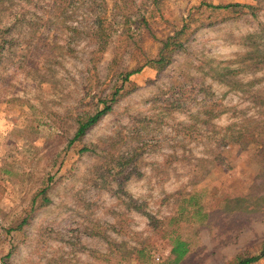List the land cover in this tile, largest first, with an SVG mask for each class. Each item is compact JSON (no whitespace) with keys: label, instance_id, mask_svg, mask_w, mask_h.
<instances>
[{"label":"rangeland","instance_id":"rangeland-1","mask_svg":"<svg viewBox=\"0 0 264 264\" xmlns=\"http://www.w3.org/2000/svg\"><path fill=\"white\" fill-rule=\"evenodd\" d=\"M234 4L257 16L209 7ZM263 241L264 0H0V264H233Z\"/></svg>","mask_w":264,"mask_h":264},{"label":"trees","instance_id":"trees-1","mask_svg":"<svg viewBox=\"0 0 264 264\" xmlns=\"http://www.w3.org/2000/svg\"><path fill=\"white\" fill-rule=\"evenodd\" d=\"M210 8L213 10H228L229 8H247L250 10V15L253 17L257 16V13L255 12L256 7L252 5H241V4H234V5H209ZM100 19V18H99ZM98 30L102 31L103 25L101 22L98 24ZM187 29V26H185L181 31L175 33L174 36L168 37L165 41L162 42V48L158 54V57L154 60L149 61L147 64H152L156 67L159 71H162L166 69L173 60V55L180 50H183L185 47V41H183V37L185 34V31ZM93 37L97 39H101L102 34L97 36V30L96 35H93ZM141 71V69H134L126 74L124 78V82L129 81L130 77L138 74ZM120 90L116 89L114 93H112V98L109 101L102 100L101 103L104 104L103 109H97L92 114H87L84 117L78 118L76 122V131L74 134V137L70 141V144H74L77 141H80L86 134L94 127L96 126L103 118H105L110 112L113 111L115 103H117L118 98L120 97ZM83 152H89V149L84 148ZM47 191L48 189H44L42 191L44 203L49 202V198L47 197ZM26 223V221H24ZM20 230V228H18ZM186 244L184 242H180L179 240L174 241V249L173 252L178 255V259L182 258L184 255H186L187 249ZM11 255H8V258ZM264 259V241L261 246L260 253L257 255H240L235 258L233 261V264H256L259 261Z\"/></svg>","mask_w":264,"mask_h":264}]
</instances>
